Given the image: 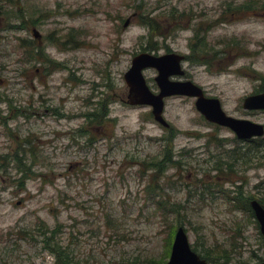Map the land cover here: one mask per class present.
Here are the masks:
<instances>
[{
    "label": "rangeland",
    "instance_id": "rangeland-1",
    "mask_svg": "<svg viewBox=\"0 0 264 264\" xmlns=\"http://www.w3.org/2000/svg\"><path fill=\"white\" fill-rule=\"evenodd\" d=\"M140 54L183 57L172 81L264 126L242 109L264 94V0H0V264H58L61 249L67 264H165L178 229L201 259L264 261L238 205L264 201V137L237 141L190 98L164 101L169 129L129 106ZM143 77L157 95L156 71ZM166 148L175 166L157 173Z\"/></svg>",
    "mask_w": 264,
    "mask_h": 264
},
{
    "label": "water",
    "instance_id": "water-1",
    "mask_svg": "<svg viewBox=\"0 0 264 264\" xmlns=\"http://www.w3.org/2000/svg\"><path fill=\"white\" fill-rule=\"evenodd\" d=\"M129 24L127 21L124 28ZM36 41L41 39L37 31H32ZM184 58L176 54L152 56L140 54L133 58L130 69L124 75V82L128 88L127 104L131 107H148L154 122L164 129L169 126L163 118L164 101L173 97L194 99L197 112L209 123L225 128L234 133L237 140L249 141L262 138L264 127L245 120L227 117L216 99L205 98L203 91L191 82H174L172 78L183 77L182 62ZM152 69L157 73L155 83L158 94L154 95L147 87L143 77L145 70ZM244 111H264V94L244 99ZM252 211L257 221L260 233L264 239V210L257 202H252ZM166 264H208L191 251L187 236L183 229H178L171 248V254Z\"/></svg>",
    "mask_w": 264,
    "mask_h": 264
},
{
    "label": "trees",
    "instance_id": "trees-1",
    "mask_svg": "<svg viewBox=\"0 0 264 264\" xmlns=\"http://www.w3.org/2000/svg\"><path fill=\"white\" fill-rule=\"evenodd\" d=\"M150 23L151 22H149V24ZM162 154H163L162 160L153 165L154 166V170H157L156 171L157 173H160V172L161 173H164V171H165V169L167 167H170V166L173 167V166H175V163L171 159V151H170V149H168V148L164 149V151H163ZM157 190H158V188L156 190H154L153 193H155ZM154 205L156 206V211H158L160 213L165 212L166 206H168V204H166L163 201H161V202H158L157 201V203H154ZM175 210L177 211V209H175ZM166 212H167L166 215L169 216V215L172 214L171 212H174V211H170L169 209H167ZM173 236H174V232L171 235V241L174 238ZM60 249L61 248L59 247V250ZM61 250L59 252H57V254H56V257H55L56 258V261H57L58 264H67V253H66L65 250H63V251H61ZM170 250H171V247L167 250V253H166V256L168 258L170 256ZM219 257H220L219 259H216L214 257L208 258V254H206V256H205V258H203V260L209 261V259H211V262L213 264H219V262H223L224 264H227L229 262V256L226 253H223ZM150 264H152V263H150Z\"/></svg>",
    "mask_w": 264,
    "mask_h": 264
},
{
    "label": "flooded vegetation",
    "instance_id": "flooded-vegetation-1",
    "mask_svg": "<svg viewBox=\"0 0 264 264\" xmlns=\"http://www.w3.org/2000/svg\"><path fill=\"white\" fill-rule=\"evenodd\" d=\"M174 82H177V81H174ZM186 82V81H185ZM261 139V138H260ZM254 140H257V139H254ZM238 141V140H237ZM249 141H253V140H249ZM245 142H247V141H245ZM218 164V163H217ZM238 198H242L241 197V195H239L238 196ZM240 201H242V204L240 203ZM239 201V203H238V205H243V203H244V207H243V209L244 208H246V210H244V211H246L247 212V214H249V215H253V218H254V220H255V216H254V213H253V211H252V208H251V204H252V202H257L258 204H259V206L264 210V201H260V202H258V201H251V200H246V201H244V199H241ZM236 202H238V200H236ZM263 241H264V239H263ZM261 264H264V261H262V263Z\"/></svg>",
    "mask_w": 264,
    "mask_h": 264
}]
</instances>
